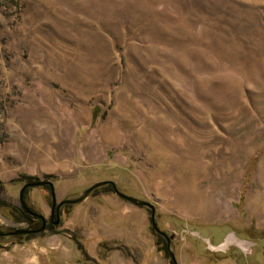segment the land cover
Wrapping results in <instances>:
<instances>
[{
    "label": "rangeland",
    "instance_id": "obj_1",
    "mask_svg": "<svg viewBox=\"0 0 264 264\" xmlns=\"http://www.w3.org/2000/svg\"><path fill=\"white\" fill-rule=\"evenodd\" d=\"M107 173L166 226L264 232V0H0V199L18 206L40 178L76 195ZM115 195L64 206L63 232L31 241L95 237L101 264H165L147 208ZM27 197L47 213V193ZM12 213L0 226L25 225Z\"/></svg>",
    "mask_w": 264,
    "mask_h": 264
},
{
    "label": "flooded vegetation",
    "instance_id": "obj_2",
    "mask_svg": "<svg viewBox=\"0 0 264 264\" xmlns=\"http://www.w3.org/2000/svg\"><path fill=\"white\" fill-rule=\"evenodd\" d=\"M107 174L109 177L95 179L86 185H82L80 190L90 186L94 182H101L90 190V195L94 194L97 189H102L116 194V198L120 200L135 204L133 201L118 193L119 191L124 195L134 196L124 193L117 187L115 179L121 178L122 175L119 174L116 176L115 174ZM128 179L129 178H125V180L130 183ZM38 180H49L51 185L45 181L31 184ZM25 183L26 185L22 189L20 195V188ZM53 183L55 182L48 178L24 181L18 187L17 191L18 206L0 199V206L7 205L10 212L11 210L13 212L14 220L25 222V225L17 227L0 226V231L8 232L10 228L19 227H28L30 229V231L22 235H16L14 239L10 240H5V234L0 235V264L6 263L5 260L7 259L13 264H20L18 262L19 255H22L23 251V253H27L31 250L33 253L30 256L34 258L37 264H101L99 263L101 254L98 248H100L99 246H102V244L101 242H94L93 239H95V237L91 242H84V240H80L76 238V236H72L74 240L69 237L72 242H60V240L47 243L31 241L34 236L40 237L41 233L44 231H47L48 234L53 237L58 236V234L64 230L58 227L66 218L64 206L73 204L65 200L73 198L75 195H66L67 193H64L62 197L56 199L55 186ZM130 184L133 185L132 183ZM31 186L39 187L42 195L47 193L49 201L46 214L37 209L36 205L28 197L25 199L26 191ZM138 206L144 207L141 205ZM147 210V225L152 231L154 249L156 253L165 258V264H180L181 252L184 260L189 264H205V262H209L210 264H264V253L261 252V249L264 252V244L261 246L258 244V235L264 236V232L261 230L254 231L240 228L230 223L229 226H225L220 237L213 240L211 239L210 231H206L207 233L203 232L204 226H202V222H185L178 220L175 226L169 227L164 223L161 224L160 216H158V214L156 215L154 211L153 220L156 226L155 230L151 225L150 209L147 208ZM246 232L247 234H245ZM88 239L91 240V236H89ZM177 242L179 243V250H176ZM188 242H200L201 250L197 254H193V247L190 246ZM16 243H18V246H15ZM8 244L9 247H6L5 245ZM45 245L47 249L44 248ZM16 247H18L19 250H17ZM6 254H10L12 257H6ZM22 257L24 256L22 255Z\"/></svg>",
    "mask_w": 264,
    "mask_h": 264
},
{
    "label": "water",
    "instance_id": "obj_3",
    "mask_svg": "<svg viewBox=\"0 0 264 264\" xmlns=\"http://www.w3.org/2000/svg\"><path fill=\"white\" fill-rule=\"evenodd\" d=\"M43 181H45V182H47V183H49L51 185V182L49 180H38V181L33 182L31 184H37V183H41ZM100 183L101 182H94L90 186L80 190L73 198L66 199L65 201H69V202H72V203L79 202L80 200H82L83 198H85L89 194L90 190L93 187H95L96 185H98ZM25 185H26V183L21 186L20 192H19L20 195H21L22 189L25 187ZM118 193L120 195L126 197L127 199L133 201L135 204H138V205L144 206L146 208H149L150 209V214H151V225L156 230V226H155V223H154V220H153L155 206L153 205L152 202H150L149 200L143 199V198L136 197V196L124 195V194H122L119 191H118ZM156 215H157V213H156ZM28 231H30V229L28 227L10 228L8 232L0 231V235H4L5 234L6 235L5 236V240H10V239H14V237L16 235H22V234H24V233H26Z\"/></svg>",
    "mask_w": 264,
    "mask_h": 264
},
{
    "label": "trees",
    "instance_id": "obj_4",
    "mask_svg": "<svg viewBox=\"0 0 264 264\" xmlns=\"http://www.w3.org/2000/svg\"><path fill=\"white\" fill-rule=\"evenodd\" d=\"M91 117H92V119H94V117H95L94 111L91 113Z\"/></svg>",
    "mask_w": 264,
    "mask_h": 264
}]
</instances>
